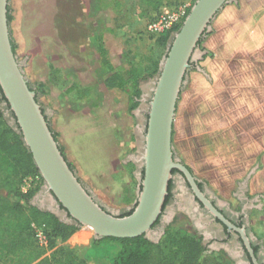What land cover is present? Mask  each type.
Segmentation results:
<instances>
[{
    "label": "rangeland",
    "instance_id": "1",
    "mask_svg": "<svg viewBox=\"0 0 264 264\" xmlns=\"http://www.w3.org/2000/svg\"><path fill=\"white\" fill-rule=\"evenodd\" d=\"M195 1L10 0L9 10L13 16L10 29L16 44L15 53L23 63V69L42 108L48 111V121L57 133L67 159L96 198L120 214H126L125 209L133 206L137 195L139 177L134 159L138 151L137 115L143 112L137 111L141 105L142 86L147 89L148 82L159 71L170 38L165 37L166 32L172 34L177 26L183 24ZM245 2L247 6L261 3L258 0ZM179 7L187 9L182 22L160 33L148 29L149 24L157 20L165 8ZM212 33L213 30L200 45L203 51V43ZM209 55L210 52L205 51L199 61L191 64L189 79L177 103L178 108V104L190 106L197 100L200 125L204 132L208 129L204 120L208 90L222 87L221 63L217 72L220 76L216 81L209 80L206 70H201L207 64ZM105 60L123 73L137 68L141 73L138 88L132 83L108 88L104 82L107 68ZM137 90H140L139 93ZM217 93L222 98L221 91ZM238 132L234 130L231 134L234 142L229 146L233 151L244 145V142L239 141ZM177 141L174 129V155L190 167L221 202L233 208L243 205L249 233L254 234L256 243L264 244V209L262 212L254 206L263 198H256L255 193L246 190L243 181L232 183L228 176L221 175L218 184L212 183L204 173L206 160L202 155L194 154L198 161L192 167L191 147L186 150L187 157L182 158L176 147ZM222 151L226 152L227 149L223 148ZM40 182L38 175L29 176L21 188L28 190ZM10 195L6 186L0 188V196ZM177 217L169 226L172 227L170 235L164 239V233L160 240L163 241L167 258L178 260V246L184 239H197L199 232L189 219ZM35 227L45 236L44 225ZM94 239L93 232L79 227L66 241H57L51 246L39 243L44 256L52 255L58 246H65L82 258L85 264H109V251H95ZM212 251L204 256L203 264H234L225 254ZM12 262L10 256L0 251V264Z\"/></svg>",
    "mask_w": 264,
    "mask_h": 264
},
{
    "label": "water",
    "instance_id": "2",
    "mask_svg": "<svg viewBox=\"0 0 264 264\" xmlns=\"http://www.w3.org/2000/svg\"><path fill=\"white\" fill-rule=\"evenodd\" d=\"M236 2L238 0H196L180 29L171 34L158 73L148 82L147 89L142 86L141 105L137 111H147L148 115L145 112L137 115L138 151L134 159L142 188L133 210L123 215L114 209H105L69 165L29 83L23 63L14 52L8 17L10 0H0V108L9 125L20 134L43 178L31 203L67 223L92 227L95 239L146 235L154 240L153 236L162 235L166 228L162 224L154 229V224L163 212L173 170L177 169L178 184L186 187L188 183L214 218L240 232L254 256L246 227L235 226L215 206L199 187L197 176L174 155L173 145L180 93L189 79L191 62L199 61L205 52L200 41L213 30V23L224 8ZM173 214L170 210L165 216L167 221ZM250 235L254 238L252 232ZM208 252L204 251L202 257Z\"/></svg>",
    "mask_w": 264,
    "mask_h": 264
},
{
    "label": "crops",
    "instance_id": "3",
    "mask_svg": "<svg viewBox=\"0 0 264 264\" xmlns=\"http://www.w3.org/2000/svg\"><path fill=\"white\" fill-rule=\"evenodd\" d=\"M258 1L261 2L258 6H247L245 0H239L236 6H226L214 23L212 35L203 43L204 51L210 55L201 70H206L209 80L216 81L221 63L222 75V87L208 90L204 118L208 129L204 132L200 125L196 99L190 106L178 104L174 129L178 138L176 147L182 158L187 157L186 150L190 146L193 152L191 166L198 161L194 154L202 155L206 160V172H203L212 183L218 184L221 175L228 176L232 183L243 181L246 190L255 193L256 198H263L254 205L262 211L264 0ZM220 91L222 98L217 93ZM234 130H239V141L244 142L236 151L229 146L234 142L231 138ZM223 148L227 151H222Z\"/></svg>",
    "mask_w": 264,
    "mask_h": 264
},
{
    "label": "trees",
    "instance_id": "4",
    "mask_svg": "<svg viewBox=\"0 0 264 264\" xmlns=\"http://www.w3.org/2000/svg\"><path fill=\"white\" fill-rule=\"evenodd\" d=\"M8 17L11 22L13 16L10 10ZM181 26L182 24L177 26L174 31L179 30ZM170 35L171 32H166L165 37H170ZM203 41L204 39L200 41V45ZM12 44L15 52L16 44L13 38ZM104 65L107 67L104 82L108 88L123 87L128 83L138 88L141 73L137 68L123 73L114 68L108 60L104 61ZM139 91L137 90L138 93ZM1 92L0 85V94ZM1 100L0 97V102ZM54 136L58 140L57 133L54 132ZM60 147L66 157L63 147L61 145ZM69 165L73 168L70 162ZM188 168L191 170L190 167ZM37 175L41 178L40 184L28 190L21 188L27 177H37ZM42 182L43 178L33 161L32 154L24 145L20 134L9 125L0 108V188L6 186L11 194L7 197L0 196L1 253L10 256L13 259L12 264H85L82 258L65 246H58L52 255L44 256V251L37 238L36 225H44L45 236L50 246L57 241H66L78 230L79 226L67 223L54 213L43 211L31 203L32 197L40 189ZM171 231L172 227H168L164 239L170 235ZM162 242V239L155 242L144 235L103 237L94 239V249L95 251L99 249L109 251V264L204 263L205 257L203 258L202 254L205 247L200 236L197 239H184L181 242L178 246V260L167 258Z\"/></svg>",
    "mask_w": 264,
    "mask_h": 264
},
{
    "label": "flooded vegetation",
    "instance_id": "5",
    "mask_svg": "<svg viewBox=\"0 0 264 264\" xmlns=\"http://www.w3.org/2000/svg\"><path fill=\"white\" fill-rule=\"evenodd\" d=\"M192 63L194 64V61H192L191 64ZM43 110L46 116H48L47 109L43 107ZM144 112L146 115H148L147 111ZM177 173H179V170L174 169V177L172 178L169 185V193L166 199L167 202L165 203L160 218L154 224V229H157L159 226L164 224V226L166 227L164 231L165 233L168 227L175 221L176 218H178V215L183 216L185 219H189L194 224L193 226L196 228L197 232H199L198 234L202 239V244L205 247V251L213 250L212 252H218V254H225L234 261V264H256L254 258L256 259L258 264H264V244L256 243L254 238L251 237L247 229L248 218L246 217L247 214L244 210V206L239 205L237 208H233L232 205L219 202L218 199L214 195H212L209 190H207V187L204 182L197 177L198 185L201 190L206 193V195L212 200L215 206L226 216V218H228L237 227H246L248 231V236L250 237L254 256L247 248L240 232L230 228L220 219L214 218L209 213L204 203L198 198V196L193 193L188 183L186 187L182 186L183 184H181V186L178 184L179 179L177 177ZM141 188L142 185L139 182L137 184V195L135 201L133 202V206H131L130 208H126L124 211L125 213H129L133 210L138 200V191ZM191 195L193 196V199ZM102 206L108 211H111V209L105 206L104 204H102ZM170 210H173V218L170 221H167L165 216L168 215ZM163 234L154 235L153 239L156 240L155 242H159L160 237H162ZM144 236L148 238L146 235Z\"/></svg>",
    "mask_w": 264,
    "mask_h": 264
},
{
    "label": "built area",
    "instance_id": "6",
    "mask_svg": "<svg viewBox=\"0 0 264 264\" xmlns=\"http://www.w3.org/2000/svg\"><path fill=\"white\" fill-rule=\"evenodd\" d=\"M186 7H179L176 9L165 8L164 12L159 16V18L151 22L148 29L151 32H163L170 30L175 25L182 22L184 16L186 15ZM37 236L42 244H47L48 240L42 233L38 230Z\"/></svg>",
    "mask_w": 264,
    "mask_h": 264
},
{
    "label": "bare ground",
    "instance_id": "7",
    "mask_svg": "<svg viewBox=\"0 0 264 264\" xmlns=\"http://www.w3.org/2000/svg\"><path fill=\"white\" fill-rule=\"evenodd\" d=\"M85 228H88V229H90L93 233H94V230H93V228L92 227H85Z\"/></svg>",
    "mask_w": 264,
    "mask_h": 264
}]
</instances>
